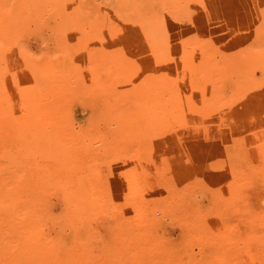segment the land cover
Returning a JSON list of instances; mask_svg holds the SVG:
<instances>
[{
	"label": "rangeland",
	"instance_id": "rangeland-1",
	"mask_svg": "<svg viewBox=\"0 0 264 264\" xmlns=\"http://www.w3.org/2000/svg\"><path fill=\"white\" fill-rule=\"evenodd\" d=\"M103 1L0 0V117L34 113L0 142L27 256L264 264V0ZM33 126L56 143L17 142Z\"/></svg>",
	"mask_w": 264,
	"mask_h": 264
},
{
	"label": "bare ground",
	"instance_id": "bare-ground-1",
	"mask_svg": "<svg viewBox=\"0 0 264 264\" xmlns=\"http://www.w3.org/2000/svg\"><path fill=\"white\" fill-rule=\"evenodd\" d=\"M83 6L89 9H91V7L102 9L106 6V3L103 0H84ZM17 115L18 114L15 113V114H11V117L3 116L5 119L0 117V142L4 141V139L7 138L9 134H11L9 132V129L11 128L13 119L15 122H18L17 119L15 118ZM25 115L26 114L18 115V117L21 119L20 116H25ZM33 120H34V113H32V115L28 114L24 118V124L29 126ZM22 132L18 134V138H17V142H20L22 145H24L23 139H27L26 144L27 142H29L32 145L35 144L37 147L41 149H45V146L47 148V145L49 143H56L57 141V140L52 141V138H49V135H44L43 133L44 131H42V129H37L36 126H33V130L28 131L29 136L27 135L26 138L21 137ZM47 151L54 160L57 158V161L64 162L63 159H61L58 155L59 151H55L54 149H49V150L47 149ZM10 166H13V164H11ZM13 170H6L7 175H9L10 173L11 175L15 174L16 177L21 179V185H22L21 190H25L23 189L26 186L25 170L23 168H20V170L19 168H17L16 172H13ZM10 195L11 194L8 193L7 197L10 198ZM41 199H43V197L36 200L35 203H38V205H42V202L40 201ZM159 206L166 211L165 205H162V203H160ZM18 208L19 210L17 211L16 209ZM29 212H31V207L29 205L21 206V204H19V202H16L15 200L8 201L6 197L0 198V264H31L33 262H35V264H38L37 257L27 256V253L28 252L30 253V251L27 249L29 247H32V249L36 253H40L44 249L43 246H40V244L43 243L39 242L40 239H38L36 236L33 235L32 230H30V227L27 226L26 224V223L28 224L30 223L31 221L30 216L27 215L28 217L27 216L24 217L23 215H26ZM171 215L172 214L169 213L167 209L166 218L160 220L156 227L160 228L165 221L172 219ZM139 216L142 222L147 221V219L151 221L152 218L150 214L147 216L143 214H139ZM4 221H6L9 224L5 223ZM125 225H122L123 229L125 227L127 228L128 226H130V225L125 226ZM145 226H147V224L142 227L143 230L144 228H146ZM145 232L148 233L149 231L145 230ZM146 237L147 236H142L140 238L145 239ZM120 240H122V242L127 241L125 237H121ZM108 249H111V246ZM112 251L113 249H111V252Z\"/></svg>",
	"mask_w": 264,
	"mask_h": 264
}]
</instances>
